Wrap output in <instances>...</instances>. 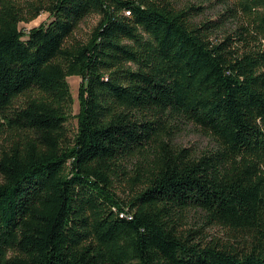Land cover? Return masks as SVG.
Here are the masks:
<instances>
[{
    "label": "trees",
    "instance_id": "1",
    "mask_svg": "<svg viewBox=\"0 0 264 264\" xmlns=\"http://www.w3.org/2000/svg\"><path fill=\"white\" fill-rule=\"evenodd\" d=\"M203 1L0 0V264H264V0Z\"/></svg>",
    "mask_w": 264,
    "mask_h": 264
},
{
    "label": "rangeland",
    "instance_id": "2",
    "mask_svg": "<svg viewBox=\"0 0 264 264\" xmlns=\"http://www.w3.org/2000/svg\"><path fill=\"white\" fill-rule=\"evenodd\" d=\"M183 3L196 4L201 6H203L204 3L205 6L209 4L204 2L203 0H183ZM211 8L212 7H209L208 10ZM214 12H217V9L214 10ZM99 19H100L99 15L96 14L86 18L77 28L73 38L81 42H87V40L90 38L92 34L93 29L99 22ZM48 20H49V15L47 13H42L36 20L27 24H21V28L25 30H29L33 27H38L41 24L47 23ZM68 82L70 85V90L73 100L72 112L73 115H76L79 111L78 91L82 79L78 76H70L68 78ZM71 124L73 125L75 124V119L71 120ZM174 141L179 146L191 147L197 152H203L205 150L210 149L213 146L212 138L208 134L204 133L200 128L195 127L193 125H185L182 129L176 132V134L174 135ZM119 195L123 198L126 196V194L122 191V189L119 191ZM210 236L220 237L223 240L227 239L226 234H224V230L220 228L211 231Z\"/></svg>",
    "mask_w": 264,
    "mask_h": 264
}]
</instances>
